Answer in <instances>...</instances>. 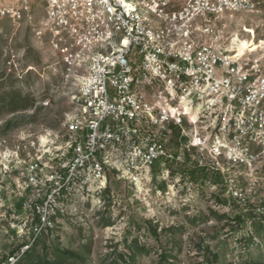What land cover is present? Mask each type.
I'll return each instance as SVG.
<instances>
[{"label":"built area","instance_id":"1","mask_svg":"<svg viewBox=\"0 0 264 264\" xmlns=\"http://www.w3.org/2000/svg\"><path fill=\"white\" fill-rule=\"evenodd\" d=\"M256 13L264 0H0V23H28L75 91L64 134L19 162L21 242L0 264H18L70 203L101 200L111 176L206 168L241 199L229 172L264 159V40L243 49L218 21Z\"/></svg>","mask_w":264,"mask_h":264},{"label":"rangeland","instance_id":"2","mask_svg":"<svg viewBox=\"0 0 264 264\" xmlns=\"http://www.w3.org/2000/svg\"><path fill=\"white\" fill-rule=\"evenodd\" d=\"M218 25L256 44L264 40V13L226 14ZM29 66L35 70L27 72ZM74 92L28 23H0V257L21 242L10 225L20 204L19 162L42 148V138L64 134ZM17 93L32 106L12 111ZM229 175L239 181L238 201L226 187L179 173L166 179L142 175L136 183L111 176L101 200L68 205L39 253L46 245L51 256L58 246L81 254L85 264H111L138 242L149 254L136 264H157L162 256L170 264H264V159L257 172L235 168Z\"/></svg>","mask_w":264,"mask_h":264},{"label":"trees","instance_id":"3","mask_svg":"<svg viewBox=\"0 0 264 264\" xmlns=\"http://www.w3.org/2000/svg\"><path fill=\"white\" fill-rule=\"evenodd\" d=\"M10 106L12 107V111H17L20 107L27 110L30 106H32V102L29 98H22L21 93H17L11 97ZM188 160L190 159L188 158ZM172 173L189 176V179L193 182H205L209 180L224 187L221 174L212 173L206 168L179 167L176 169L172 167ZM224 202H226V200H224ZM236 219L241 220L242 218L241 216H238ZM172 231L174 230H170V232ZM44 237H46L45 234L38 239V241L33 244L28 251L25 252L18 264H85L86 260L84 256L71 250L62 249L58 246L55 247L54 253L51 256H49L46 252L48 250L46 245L43 250L45 253L40 254L38 248ZM86 249L89 250V247L86 246ZM128 249L130 251L129 255L121 254L119 255V260L114 261L111 264H136L139 257L149 254L147 248L145 246H140L138 242H136L134 246H130ZM169 261L170 260L167 256H162L160 262L157 264H170Z\"/></svg>","mask_w":264,"mask_h":264},{"label":"bare ground","instance_id":"4","mask_svg":"<svg viewBox=\"0 0 264 264\" xmlns=\"http://www.w3.org/2000/svg\"><path fill=\"white\" fill-rule=\"evenodd\" d=\"M242 44H243V46H242L243 49L248 48V47H251V50L252 51H255L258 48L257 44L256 43H253V42H247V41H245Z\"/></svg>","mask_w":264,"mask_h":264}]
</instances>
